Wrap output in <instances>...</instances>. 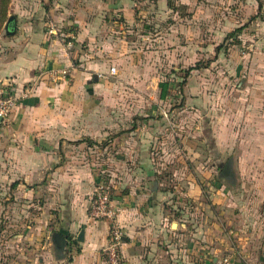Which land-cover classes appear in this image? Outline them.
<instances>
[{"label":"rangeland","instance_id":"obj_1","mask_svg":"<svg viewBox=\"0 0 264 264\" xmlns=\"http://www.w3.org/2000/svg\"><path fill=\"white\" fill-rule=\"evenodd\" d=\"M40 6L66 15L77 77L49 102L56 160H20L33 145L0 129V264L33 263L27 237L44 226L23 194L59 166L108 187L157 181L170 223L200 249L188 264H264V0H11L7 21Z\"/></svg>","mask_w":264,"mask_h":264},{"label":"crops","instance_id":"obj_2","mask_svg":"<svg viewBox=\"0 0 264 264\" xmlns=\"http://www.w3.org/2000/svg\"><path fill=\"white\" fill-rule=\"evenodd\" d=\"M26 12L25 17L11 15L14 20L9 32L6 31L7 37L0 40V84L9 85L18 98L2 126L7 128L12 142L19 146L33 145L32 157L26 155L24 148L17 150L20 160L35 159L38 150L43 160L54 161L61 139L52 133L61 123L52 119L54 110L49 102L61 95L66 81L56 78L53 72L67 69L74 80L77 70L71 64L70 50L56 36L48 34V28L58 27L59 20L66 15H56V8L46 12L41 6ZM46 15L49 21H45ZM37 172L43 175L44 167ZM98 182L99 177H94L89 167L59 166L52 172L48 187L26 188L23 196L27 203H31L32 197L37 199L32 201L40 210L36 222L44 226L43 231L30 232L27 237L39 241L25 253L37 252L33 253L32 264H108L102 250L109 240L111 222L90 217ZM110 184L116 220L124 234L120 252L126 264H188L189 258L193 262L200 258V249H195L187 241V234L179 231L183 224L170 223V215L166 213L170 195L158 187L157 181L126 185L119 182L116 186L111 180ZM81 231L84 235L79 241Z\"/></svg>","mask_w":264,"mask_h":264},{"label":"built area","instance_id":"obj_3","mask_svg":"<svg viewBox=\"0 0 264 264\" xmlns=\"http://www.w3.org/2000/svg\"><path fill=\"white\" fill-rule=\"evenodd\" d=\"M48 34L50 36H56L68 49L72 47L75 40V37L72 34L62 31L54 25H51L48 28ZM67 74V69H60L57 72H53V75L58 79H66ZM27 93H29V90ZM17 99L18 98L12 94L9 85H0V116L3 117V124L8 121L17 104ZM90 217L96 221L107 220L111 222L109 240L107 245L103 248L107 263L126 264L120 252L124 235L121 227L117 224V210L113 205L109 187L102 182L96 186V191L90 208Z\"/></svg>","mask_w":264,"mask_h":264},{"label":"trees","instance_id":"obj_4","mask_svg":"<svg viewBox=\"0 0 264 264\" xmlns=\"http://www.w3.org/2000/svg\"><path fill=\"white\" fill-rule=\"evenodd\" d=\"M11 0H0V30L4 23L7 21V14H8V8L10 5ZM190 73H188L189 75ZM162 87V98H165L167 95L168 90V84L167 83H161L160 85ZM80 142H86L89 146H92L94 144V141L88 137L83 138ZM67 257V256H66ZM69 260H71V256L68 257Z\"/></svg>","mask_w":264,"mask_h":264},{"label":"water","instance_id":"obj_5","mask_svg":"<svg viewBox=\"0 0 264 264\" xmlns=\"http://www.w3.org/2000/svg\"><path fill=\"white\" fill-rule=\"evenodd\" d=\"M13 20H14V17L10 16L6 25H5L6 31L9 32L10 24L12 23ZM2 124H3V117L0 116V128L2 127ZM228 173H229V165L226 166L225 171H224V174L228 175ZM83 235H84V231H81L80 236L78 237L79 241H82Z\"/></svg>","mask_w":264,"mask_h":264}]
</instances>
